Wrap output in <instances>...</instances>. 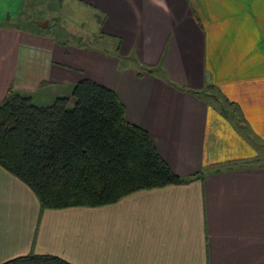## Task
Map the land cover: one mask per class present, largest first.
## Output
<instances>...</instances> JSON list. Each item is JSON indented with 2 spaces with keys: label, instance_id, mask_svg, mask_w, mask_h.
Masks as SVG:
<instances>
[{
  "label": "crops",
  "instance_id": "obj_1",
  "mask_svg": "<svg viewBox=\"0 0 264 264\" xmlns=\"http://www.w3.org/2000/svg\"><path fill=\"white\" fill-rule=\"evenodd\" d=\"M76 1L102 13L98 36L118 37L115 53L58 43L23 23L34 0H0V100L89 78L114 91L174 173L201 175L100 206L40 209L0 166V263L49 253L73 264H264V162L238 165L264 155V0ZM209 86L246 130L184 89Z\"/></svg>",
  "mask_w": 264,
  "mask_h": 264
},
{
  "label": "trees",
  "instance_id": "obj_2",
  "mask_svg": "<svg viewBox=\"0 0 264 264\" xmlns=\"http://www.w3.org/2000/svg\"><path fill=\"white\" fill-rule=\"evenodd\" d=\"M36 21L27 14L23 18L37 31L48 29ZM118 46L119 39L115 50ZM157 68L139 64L136 74ZM184 89L216 102L234 126L246 130L236 104L218 89ZM71 94V106L66 95L41 105L12 89L0 100V166L32 190L40 209L100 206L136 190L183 183L201 175V171L187 176L174 173L147 131L126 119L123 104L108 87L81 78L72 84ZM256 163L257 158L238 165ZM0 264L73 263L49 253H26Z\"/></svg>",
  "mask_w": 264,
  "mask_h": 264
},
{
  "label": "rangeland",
  "instance_id": "obj_3",
  "mask_svg": "<svg viewBox=\"0 0 264 264\" xmlns=\"http://www.w3.org/2000/svg\"><path fill=\"white\" fill-rule=\"evenodd\" d=\"M28 3L31 4V1H28ZM26 9L29 11L30 17L40 20L36 22L43 24L47 21L49 25L48 32L51 33L56 42L61 40L64 43L80 47L105 48L108 53H115L113 51L119 38L107 35L98 36L100 35L98 23L103 18L102 13L87 4L76 0H34L33 5L26 6ZM40 16L43 17L42 20ZM132 55L134 54L132 53ZM136 60L125 57L121 58L119 62L120 64L135 66L139 62ZM157 65L159 68H163L161 61ZM43 86H48V90L40 87L35 91L31 99L34 103L49 104L56 96L66 95L69 97L67 105H72L74 98L71 89H67L63 84H55L51 81L48 82V85ZM256 158L257 161L264 162L263 154H259Z\"/></svg>",
  "mask_w": 264,
  "mask_h": 264
}]
</instances>
